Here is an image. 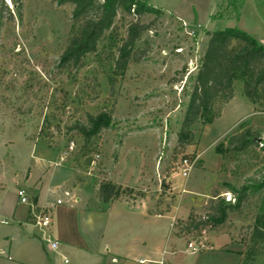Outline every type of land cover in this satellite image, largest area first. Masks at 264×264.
<instances>
[{"label": "rangeland", "instance_id": "obj_1", "mask_svg": "<svg viewBox=\"0 0 264 264\" xmlns=\"http://www.w3.org/2000/svg\"><path fill=\"white\" fill-rule=\"evenodd\" d=\"M143 1L157 9L140 17L149 29L134 49L136 56L145 52L120 76L114 72L107 42L86 55L81 66H59L72 32L74 5L0 0V264L22 260L21 252L29 248L24 234L42 237L38 227L29 222L22 226L13 217L21 204L20 188L31 201L38 196L52 206V238L60 239V228L78 227L82 233L89 231L95 243L103 234L123 243L122 236L114 234L131 218H122L121 212L113 215L97 189L102 181L114 182L121 164L135 176L140 170L151 174V180L142 190L117 183L129 190L116 201L135 202L146 195L180 217L192 212L203 218L221 191L237 198V191L248 188L240 211L232 212L223 224L210 223L191 233L204 241L210 232L227 233L244 246L242 264H264V239L254 236L256 219L264 215V188H259L264 181V148L258 141L264 138V103L251 108L242 94V81L236 80L235 98L222 103L221 115L210 123H195L191 141L178 142L208 33L237 27L264 46V0H232L237 12L229 6L231 0ZM221 8L230 14L216 17ZM134 18L118 13V39ZM101 112L111 114L110 127L86 144L74 126ZM244 127L257 133L259 144L233 153L217 151ZM182 157L193 160L194 168L187 179L172 178V167ZM183 186L188 191L181 194ZM58 199L63 204H57ZM180 217L173 227L183 236L187 217ZM172 221V216L163 217V227L170 230ZM31 243L55 264L66 263L58 251L45 252L48 243L43 238ZM77 257L65 258L68 264H78Z\"/></svg>", "mask_w": 264, "mask_h": 264}, {"label": "trees", "instance_id": "obj_2", "mask_svg": "<svg viewBox=\"0 0 264 264\" xmlns=\"http://www.w3.org/2000/svg\"><path fill=\"white\" fill-rule=\"evenodd\" d=\"M21 0H14L19 5ZM60 4H72L73 26L68 42L60 59L59 66H81L86 55L94 53L101 44L107 42L110 50L114 72L123 76L131 62L138 61L144 54L135 55V45L140 36L149 29V24L142 23L140 17L147 12L157 11L143 0H54ZM229 6L236 9L234 1ZM217 12L216 17H222L225 11ZM226 9V8H225ZM122 11L135 18L126 26L125 35L118 39V28L115 21ZM227 12L225 15H229ZM224 15V16H225ZM208 41L201 58L199 67L192 77L189 99L186 104L185 115L178 133V142H190L193 137L191 127L201 122L210 123L221 115L222 103L234 97L235 81H242V94L252 103H264V46L240 28H226L208 33ZM110 82L113 79L110 78ZM112 121L110 113L101 112L89 115L86 124L77 123L74 126L84 138L86 144L103 129L109 128ZM257 133L250 128H241L229 136L227 145L220 144L217 151L237 152L247 150L252 144H259ZM264 148V138L260 142ZM84 145V148L86 147ZM264 188V181L259 185ZM98 198L104 203H112L122 198L123 192L129 190L110 180L99 183ZM237 191L235 202H226L221 195L212 198L207 212L202 217L188 215L185 226L181 229L185 233L199 232L208 224H223L232 212L240 211L241 205L247 200L246 190ZM35 201V199H34ZM254 236L264 239V215L256 219ZM201 227V228H200ZM250 255V252L248 253ZM245 257V256H244ZM243 260H245L243 258ZM245 261H243L244 264Z\"/></svg>", "mask_w": 264, "mask_h": 264}, {"label": "crops", "instance_id": "obj_3", "mask_svg": "<svg viewBox=\"0 0 264 264\" xmlns=\"http://www.w3.org/2000/svg\"><path fill=\"white\" fill-rule=\"evenodd\" d=\"M234 98L235 96L231 100ZM250 104L251 108H254V103L250 102ZM127 169L125 164L119 165L116 171L117 174L112 180L121 185L141 190L148 183L146 181L151 180V174L145 173L143 170H140L135 176V172L132 170L127 171ZM127 172L129 175L126 177ZM223 194L224 192L221 191L220 195ZM33 202L37 206L52 209V206L40 201L38 196L35 197ZM154 203L155 201L146 195L140 196L135 202L115 201L109 203L108 210L113 212V215L121 212V217L125 214L131 218V223L124 224L125 226L118 229L114 234L122 236L121 239L125 243L115 239L111 241L107 237L108 235L105 237V234H103L102 239H99L98 243H95L91 240L92 236L89 231L82 233L78 227L60 228L57 232L60 238L58 239L60 242L59 248L53 251L46 246L45 252L58 251L57 255L62 256L64 262L67 254L78 256V264H242L244 246L238 241L234 242L230 235L223 232H210L207 236V246L205 248L197 253L187 252L186 238L178 236L173 227L176 218L180 216L173 214L172 209L166 210ZM18 206L21 208L19 211H17ZM17 207L13 211V217L22 226H25L28 222L31 223L28 204L21 203ZM171 216L173 218L171 229L167 230L162 225V218L170 219ZM53 231L54 222L52 233ZM32 236L33 238L28 234H24L25 240L29 242V248H25L21 252L22 260L15 264H55L52 258H46L44 253L40 252L35 247L36 245L31 243L35 238L40 239L43 237H40L38 233H33ZM15 237H18V235ZM2 252L0 251V253ZM34 255H36L35 260H33ZM9 259H12V257Z\"/></svg>", "mask_w": 264, "mask_h": 264}, {"label": "built area", "instance_id": "obj_4", "mask_svg": "<svg viewBox=\"0 0 264 264\" xmlns=\"http://www.w3.org/2000/svg\"><path fill=\"white\" fill-rule=\"evenodd\" d=\"M181 50V49H179ZM74 143L70 144V149H73ZM94 162V161H93ZM195 162L188 157H182L180 160L172 167V174L171 177H182L184 179L189 178L192 169L194 168ZM174 190V187H171ZM188 190L185 186L181 188V194L186 193ZM18 197L21 203L28 204L29 206V218L30 222L38 227L42 232V237L44 240L47 241L48 245L47 248L50 250H57L59 248L60 242L58 239L52 238V225L54 222L52 209L50 207L45 206H37L33 201L30 200L28 195L26 194L25 190L20 188L18 190ZM226 202H235L234 196L226 192L222 195ZM57 204H63L61 199L57 200ZM2 222H6V220H2ZM183 236H186V251L189 253H197L203 248L207 246V239L204 241L201 237H196L192 235L191 232L189 233H182ZM11 258V257H9ZM67 263V258L65 259Z\"/></svg>", "mask_w": 264, "mask_h": 264}, {"label": "water", "instance_id": "obj_5", "mask_svg": "<svg viewBox=\"0 0 264 264\" xmlns=\"http://www.w3.org/2000/svg\"><path fill=\"white\" fill-rule=\"evenodd\" d=\"M262 140V138H259L258 141L260 142Z\"/></svg>", "mask_w": 264, "mask_h": 264}]
</instances>
